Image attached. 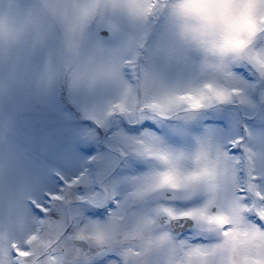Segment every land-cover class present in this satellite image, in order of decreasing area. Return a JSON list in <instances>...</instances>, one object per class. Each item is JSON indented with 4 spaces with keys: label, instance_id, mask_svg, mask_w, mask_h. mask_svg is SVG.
<instances>
[{
    "label": "rangeland",
    "instance_id": "rangeland-1",
    "mask_svg": "<svg viewBox=\"0 0 264 264\" xmlns=\"http://www.w3.org/2000/svg\"><path fill=\"white\" fill-rule=\"evenodd\" d=\"M154 3L134 0L136 35L129 39L128 47L138 42L148 48L149 40H153L148 69L155 86L164 83L178 88L184 102L193 108L203 100L192 86L202 87L215 97H242L233 109L235 123L241 124L246 116L255 118L247 129L243 163L220 149L212 131L201 129L192 133L188 142L157 146L121 129L110 137L111 149L116 146L121 158L127 154L144 169L117 182L123 185L121 203L109 218L99 220L69 211L72 225L67 236L86 239L92 250L79 258L73 255L70 243L59 239L66 223L64 208L73 200L70 189L54 198L63 204L54 205L49 221L41 222L33 233L37 216L30 210L29 201L52 187V173L66 170L65 161L76 148L77 126L71 121H57L48 109L50 99L62 95L73 109L106 126L111 113L121 110L120 105L130 113L152 95L153 82L134 85L119 71L118 53L109 49L116 25L103 22L88 36L99 61L98 71L90 76V98L65 90L10 93L8 85L0 81V264H14L10 242L17 243L23 255L19 261L25 259L26 264H91L94 256L117 249L122 264H177L179 253L188 246L195 251L194 264L209 260L232 264L235 248L243 249L239 264H264V228L248 218L243 198L239 200L235 194L236 179L243 171L249 178L255 176L258 188L264 190V109L260 107L264 93L257 99L252 86L240 81L232 67L225 69L221 60L205 59L196 67L186 51L193 40L206 51H214V37L223 29L229 34V44L245 56L246 45L264 27V0H160L153 10ZM192 15L199 18L198 24L189 23ZM102 28L108 31L107 36L101 34ZM255 60L264 68V55ZM97 82L102 84L99 89L95 88ZM80 163L83 166L86 161ZM165 189L172 190L171 195H166ZM261 208L264 205L255 211L264 218ZM159 210L195 220L203 216L209 223L194 231V237H202L198 240L176 237L167 226L156 225L154 215ZM100 240H107L109 245L99 248L95 242ZM52 243L51 251L41 255ZM60 246L65 247L64 254ZM133 254L137 258L129 261Z\"/></svg>",
    "mask_w": 264,
    "mask_h": 264
},
{
    "label": "snow or ice",
    "instance_id": "snow-or-ice-1",
    "mask_svg": "<svg viewBox=\"0 0 264 264\" xmlns=\"http://www.w3.org/2000/svg\"><path fill=\"white\" fill-rule=\"evenodd\" d=\"M254 38L256 37L252 39ZM253 63H256V60H253ZM261 69L258 77L252 64L243 59V56L232 66V71L239 80L245 85L252 86L257 99L258 93H264V68ZM123 75L129 82H153L154 87L150 89L152 95L138 103L130 113H126L124 106L120 105L121 110L111 113L106 126L73 109L62 95L50 99L48 104L50 114L57 121H71L77 126L76 148L65 161L66 170L52 173L50 177L52 187L45 190L39 198L34 197L29 201V206L37 217L42 218L51 213L54 205H62L63 201L54 198L63 196L65 189H70L73 195L68 210L99 220L115 214L121 203L123 191V185L117 182L131 173L144 169V165L139 161L127 154L121 158L120 153L114 154L109 147L112 143L110 137L121 129L132 137L144 138L157 146L164 143L188 142L191 134L201 129L205 133L212 131L220 141V149L236 157L239 163H243L247 129L255 118L246 116L241 124L235 123L233 109L237 108L236 100L242 97L233 95L215 97L202 87L192 86V91L203 100L199 107L193 108L184 102V96L178 88L168 87L164 83L156 87L155 78L148 68L143 70L142 77L135 66H131ZM260 107L264 109V104ZM81 161L86 163L82 166ZM239 195L243 198L242 203L250 205L248 218L264 228V218L251 207L252 194L242 186ZM190 203L194 204L195 201ZM260 205H264V200L256 207ZM207 223L209 222L203 216L199 220L180 217L175 220L176 227L173 231L178 228L181 237L199 239L194 237V231L202 230ZM91 264H122L119 250L106 251L94 256Z\"/></svg>",
    "mask_w": 264,
    "mask_h": 264
},
{
    "label": "clouds",
    "instance_id": "clouds-1",
    "mask_svg": "<svg viewBox=\"0 0 264 264\" xmlns=\"http://www.w3.org/2000/svg\"><path fill=\"white\" fill-rule=\"evenodd\" d=\"M159 3L156 0L153 10ZM134 6V0H0V81L8 85L10 93L65 90L90 98V76L98 71L99 61L88 36L103 22L116 25L109 49L118 53L119 71L126 74L135 66L142 77L143 70L152 62L154 44L149 40L148 48L138 42L128 47L129 39L136 35ZM188 21L200 22L195 15L188 17ZM255 37L246 45L248 52L243 59L252 64L259 77L262 69L253 60L264 55V27ZM229 39L227 31L221 29L214 37V51H206L196 40L187 45L186 51L196 67L207 59L221 60L228 69L241 57ZM101 87L97 82L95 88ZM242 251L233 249L232 264H239ZM194 255V249L188 246L179 253L177 264H194Z\"/></svg>",
    "mask_w": 264,
    "mask_h": 264
},
{
    "label": "water",
    "instance_id": "water-1",
    "mask_svg": "<svg viewBox=\"0 0 264 264\" xmlns=\"http://www.w3.org/2000/svg\"><path fill=\"white\" fill-rule=\"evenodd\" d=\"M165 218H166V216L164 214H161V215L158 216V219L157 220H158L159 223H162V222H164ZM176 219H178V218L172 219L170 221L172 229L176 227L175 226V220ZM176 230H179V229L176 228ZM75 243H78L79 244L80 242L79 241H75Z\"/></svg>",
    "mask_w": 264,
    "mask_h": 264
},
{
    "label": "flooded vegetation",
    "instance_id": "flooded-vegetation-1",
    "mask_svg": "<svg viewBox=\"0 0 264 264\" xmlns=\"http://www.w3.org/2000/svg\"><path fill=\"white\" fill-rule=\"evenodd\" d=\"M75 249H78V248H77V247H74V250H75Z\"/></svg>",
    "mask_w": 264,
    "mask_h": 264
}]
</instances>
